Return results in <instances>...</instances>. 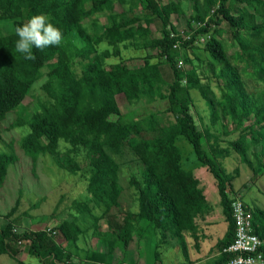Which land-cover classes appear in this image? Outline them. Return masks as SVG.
Here are the masks:
<instances>
[{"label": "trees", "instance_id": "obj_1", "mask_svg": "<svg viewBox=\"0 0 264 264\" xmlns=\"http://www.w3.org/2000/svg\"><path fill=\"white\" fill-rule=\"evenodd\" d=\"M40 14L64 39L59 46L34 48L35 59L26 60L16 51L15 29ZM173 20L185 25L189 39L170 36L178 29ZM176 41L179 48H173ZM101 48L103 58L112 55L118 62L102 63ZM122 48L141 52L131 58L141 64L127 67L120 59ZM197 49L205 60L196 57ZM50 62L53 67L47 69ZM34 88L39 95L33 110L9 125L29 129L18 146L32 161L47 155L70 174L81 169L77 158L82 156L89 174L87 197L72 202L67 220L20 233L11 218L16 200L0 227V256H16L13 245L23 243L31 261L38 259L32 264H116L118 244L126 249L143 222L162 241L175 240L187 262L185 236L197 244V220L211 207L197 175L182 167L176 146L182 137L212 176L226 223L211 248L216 256L204 264L227 260L221 251L234 237V196L229 197L234 176L221 160L235 153L250 168L252 181L264 177V0H0V123ZM192 91L208 112L203 129L191 112ZM121 99L132 112L122 111ZM152 104L162 108L139 112ZM232 134L234 140H223ZM16 161L13 154L0 153V190ZM124 170L126 187L134 191V213L120 202ZM86 214L92 224L83 231L78 222ZM251 214L264 258V209L251 207ZM90 228L103 236L100 245L107 253L88 249L85 260L76 262L65 246L76 245ZM158 258L152 264H160ZM14 261L27 264L17 256Z\"/></svg>", "mask_w": 264, "mask_h": 264}, {"label": "rangeland", "instance_id": "obj_2", "mask_svg": "<svg viewBox=\"0 0 264 264\" xmlns=\"http://www.w3.org/2000/svg\"><path fill=\"white\" fill-rule=\"evenodd\" d=\"M117 23H121V21L118 20ZM172 23L178 28L176 33L183 31V29L187 31L185 25L180 21L179 24L175 20ZM222 26L224 25L222 24ZM159 32L160 22H156L154 35H159ZM198 48H202V45H198ZM103 49H99L97 53L102 63L114 64L118 62V58L112 55L109 58H103L101 54ZM121 54L122 57L120 59H123L127 67L133 68L141 64L140 60L131 59L142 56L141 52L122 48ZM195 55L200 60L207 58L201 49L195 50ZM52 67L53 62L46 65L47 69ZM38 93L34 88L22 106L18 107L15 110L16 112L8 114L0 123V153L13 154L17 158L16 163L8 167L5 183L0 190V227L7 221L6 214L16 200H19L18 207L11 216L17 221V224L13 226L17 233L22 232L24 229L37 231L52 228L59 221L69 218L68 213L73 201H85L87 197L85 188L89 174L88 170L83 166L84 159L82 156L77 158L81 169L73 174L60 170L47 155L32 161L18 146L19 139L29 133L28 127L26 125L15 128L9 127L16 119H25L28 116L29 111L34 108ZM191 95L195 98V107L191 112L198 128L203 129L209 121L207 109L204 101L198 96L196 91H192ZM119 103L123 112H132V108H128L124 100L121 99ZM140 108L142 107H139V112L143 113L147 110L162 108V106L152 104L141 110ZM235 138L236 134H232L223 140H234ZM176 146L181 152L183 169L191 170L197 175L200 187L204 191L207 205L211 207L203 218L197 220V226L211 233L207 238V242L206 240L205 242L213 246L215 245L214 241L220 239L226 230V223L220 210L215 182L208 170L196 162L191 147L182 137L176 139ZM221 146H225V144L222 143ZM60 151H64L63 144L60 145ZM221 164L227 173L234 176L229 197H240L250 207L264 209V177L260 176L255 181H252L250 168L242 163L235 153L221 160ZM235 171L236 174L234 173ZM122 175L121 184L124 191L120 197V202L123 210L134 213L137 210L134 201V191L126 187L127 171L124 170ZM83 218L85 220L78 222V226L84 231V228L92 224V217L86 214ZM206 220H208V223H206ZM100 222L104 223L103 220ZM139 227V232L133 234L132 240L128 243L126 249L121 250L122 244H118V249L113 252V259L116 264H152L158 257L160 264L183 263L184 258L180 250H176L178 245L175 240L166 239L162 241L160 234L157 231L152 233L143 222L140 223ZM101 236V234L94 233L93 228H90L86 234L78 239L76 245L66 244L65 247L76 262L82 261L83 254H86L88 249L106 254L107 249H104L102 244L100 245ZM185 237L190 239L189 235ZM103 245L106 248V243H103ZM13 249L17 250L16 256L26 261L27 264L38 263V259L31 261L28 256V244H16L13 245ZM155 252L158 253V257ZM16 256L1 255L0 264H15L14 257Z\"/></svg>", "mask_w": 264, "mask_h": 264}, {"label": "built area", "instance_id": "obj_3", "mask_svg": "<svg viewBox=\"0 0 264 264\" xmlns=\"http://www.w3.org/2000/svg\"><path fill=\"white\" fill-rule=\"evenodd\" d=\"M180 35L182 39H189L186 31L170 34L171 37ZM204 42L203 38L199 39ZM195 43H198L196 40ZM179 41L173 44V48H179ZM183 66L178 61V68ZM231 217L234 224L233 241L222 249L221 254L227 256L223 264H264V258L260 251L262 241L253 233L251 207L240 197H233L231 201ZM14 231V230H13ZM21 243V242H18Z\"/></svg>", "mask_w": 264, "mask_h": 264}, {"label": "clouds", "instance_id": "obj_4", "mask_svg": "<svg viewBox=\"0 0 264 264\" xmlns=\"http://www.w3.org/2000/svg\"><path fill=\"white\" fill-rule=\"evenodd\" d=\"M16 51L21 53L26 60H34L33 49L43 50L48 47L59 46L63 42V33L51 23L43 14L31 17L26 23L15 29Z\"/></svg>", "mask_w": 264, "mask_h": 264}, {"label": "crops", "instance_id": "obj_5", "mask_svg": "<svg viewBox=\"0 0 264 264\" xmlns=\"http://www.w3.org/2000/svg\"><path fill=\"white\" fill-rule=\"evenodd\" d=\"M206 223H208V220H206ZM99 226L101 230L104 231L103 229L105 227V223L99 222ZM196 234L198 237L196 245L191 237L190 239H187L185 237L188 249V259L187 262L186 260H183V263L180 264H204L205 262H208L210 259L216 256V254L211 253V248L213 246L206 244L207 238L211 233H209L207 230H204V228H199L198 226ZM214 242L216 243L217 241ZM176 250L178 251L179 247H177ZM82 258V261H84L86 258L85 253L83 254Z\"/></svg>", "mask_w": 264, "mask_h": 264}]
</instances>
